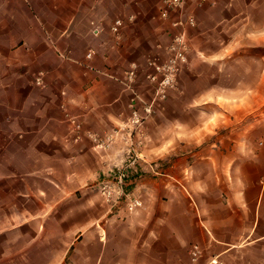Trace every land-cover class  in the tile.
I'll list each match as a JSON object with an SVG mask.
<instances>
[{"label":"rangeland","instance_id":"374dc122","mask_svg":"<svg viewBox=\"0 0 264 264\" xmlns=\"http://www.w3.org/2000/svg\"><path fill=\"white\" fill-rule=\"evenodd\" d=\"M56 1L43 0V6L53 9ZM109 2L106 17L98 24L99 36L106 37L112 55V66L103 71L116 78L107 76L106 81L127 96L118 100L121 111L111 128L98 133L79 124L78 131L71 129L79 142L90 141L88 147L98 156L101 169L96 175L88 173L90 169L66 174L67 168L57 163V175L30 176L32 197L43 188L47 203L39 207L33 201L31 214L26 213L32 222L13 224L15 245H26L28 234L32 238L31 253L15 256L14 262H73L71 250L62 259L61 249L66 251L72 241L74 221L87 226L89 218L103 214L119 219L135 213L150 217L157 203L166 208L183 200L190 203V198L200 212L201 207L204 214L207 208L212 212L213 204L231 199L233 178L241 193L246 185L245 162L264 153L260 145L264 141V0H183L166 17L160 15L163 0H142L145 14L133 31L136 18L130 12L138 5ZM39 4L40 0H0V31L9 30L11 18L23 20L28 9ZM189 16L194 26H173ZM117 19L123 24L115 36L111 26ZM177 36H182L179 44L174 40ZM89 51L92 56L96 53L86 50V60ZM87 162L91 159H81V166L86 168ZM122 173L126 181L119 188L117 178ZM59 199H64L63 206L56 205ZM134 199L141 205L130 210ZM189 208L194 212L193 205ZM24 231L26 240H22ZM59 235L62 247L55 246ZM194 244L199 245L192 243L186 262L178 264L192 263L189 251ZM199 247L201 256L193 264H264V244L234 247L229 255L210 259Z\"/></svg>","mask_w":264,"mask_h":264},{"label":"crops","instance_id":"0c3cea01","mask_svg":"<svg viewBox=\"0 0 264 264\" xmlns=\"http://www.w3.org/2000/svg\"><path fill=\"white\" fill-rule=\"evenodd\" d=\"M131 1L138 5L130 12L136 18L133 31L145 12L142 0ZM130 3L126 0L125 6ZM109 4V0H57L50 9L40 0L23 20L11 18L9 30L0 31V264H33L14 262L15 256L31 253V235L21 247L15 245L17 234L11 232L14 223L32 222L33 201L39 207L47 203L43 188L32 197L31 175H57V163L67 168L66 174L90 169L88 173L96 175L101 169L98 156L88 147L90 141L76 140L68 118L104 132L121 111L118 100L127 96L106 81L107 76L115 77L103 71L112 66V55L106 37L99 36L98 24L105 19ZM89 49L96 53L86 60ZM39 72L44 75L43 87L34 84ZM86 157L91 162L85 168L80 162ZM245 165L246 185L241 193L233 178L228 190L231 199L213 204L207 214L190 198V203L183 200L166 208L157 203L150 217L135 213L119 219L103 214L89 218L87 226L74 221L72 241L66 251L61 249L62 259L71 250L73 262L67 264H178L186 262L192 243L202 246L209 259L225 257L234 247L264 244V153L248 158ZM47 180L60 188L58 182ZM63 204L64 199L56 200L57 206ZM192 205L194 212L189 208ZM58 221L56 216L54 222ZM26 235L24 231L22 240ZM56 240L55 246L62 247L58 242L62 235Z\"/></svg>","mask_w":264,"mask_h":264},{"label":"built area","instance_id":"2783aa9c","mask_svg":"<svg viewBox=\"0 0 264 264\" xmlns=\"http://www.w3.org/2000/svg\"><path fill=\"white\" fill-rule=\"evenodd\" d=\"M183 2V0H163V4L160 8V15L161 17H166L168 12L177 8L178 6H180V4ZM122 24L123 22L120 20V19H117L113 22L112 26H111V31L112 33L115 35V36H118L121 32V28H122ZM182 25H187V26H194V20L191 16L187 17L185 22L181 21V20H178L176 22L173 23V26H182ZM95 33L98 32L97 29L94 30ZM181 38L182 36H177L175 37V42L177 44L181 43ZM93 51H89L87 54H86V58L89 59L92 57L93 55ZM177 56L181 57V60L184 59V56L180 53L177 54ZM134 67V66H133ZM128 76L129 78H131L133 76V71H130L128 72ZM43 73L42 72H39L35 78H34V84L36 86H42L43 83H44V80H43ZM68 121L72 127V129L74 131H78L79 129V124H77L72 118H68ZM260 145L264 146V141L260 142ZM126 181V175L124 173L120 174L117 178V185L119 186V188H122V183H124ZM106 189V188H105ZM107 193V195L110 194V192H105ZM141 205V203L137 200H132L129 204V209L132 210L133 208H136V207H139ZM189 254H190V258H191V264H193L194 262H196L200 256H201V248L199 247V245L197 244H194L191 246L190 248V251H189Z\"/></svg>","mask_w":264,"mask_h":264}]
</instances>
